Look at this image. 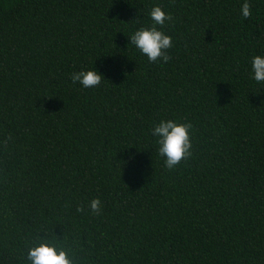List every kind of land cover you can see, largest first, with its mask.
<instances>
[{
  "label": "trees",
  "instance_id": "trees-1",
  "mask_svg": "<svg viewBox=\"0 0 264 264\" xmlns=\"http://www.w3.org/2000/svg\"><path fill=\"white\" fill-rule=\"evenodd\" d=\"M240 3L0 0V264H25L38 229L76 264H264V84L248 76L264 0L248 18ZM153 4L171 16L167 62L127 45ZM92 61L101 86L72 83ZM159 118L192 125L171 170Z\"/></svg>",
  "mask_w": 264,
  "mask_h": 264
},
{
  "label": "clouds",
  "instance_id": "clouds-1",
  "mask_svg": "<svg viewBox=\"0 0 264 264\" xmlns=\"http://www.w3.org/2000/svg\"><path fill=\"white\" fill-rule=\"evenodd\" d=\"M239 14L248 18L251 14L249 0H241ZM171 16L160 5L153 4L147 12V22L134 26L126 36L128 46L141 58L149 63L167 62L168 49L172 45V37L165 32L166 22ZM84 66L70 74V80L84 89H96L101 86L103 74L93 66ZM249 79L256 84H264V54L252 55L248 61ZM192 125L187 120L177 118H159L151 124L149 135L154 146L155 155L166 169L175 168L183 159L190 155ZM134 159L129 153L124 163ZM85 209L78 207L77 211ZM86 210L91 214H99L102 204L99 197L87 201ZM25 264H76L69 250L55 235L49 236L47 230L38 229L23 253Z\"/></svg>",
  "mask_w": 264,
  "mask_h": 264
}]
</instances>
